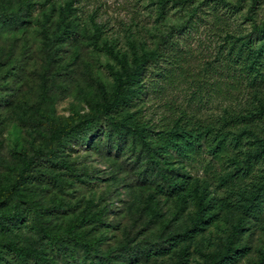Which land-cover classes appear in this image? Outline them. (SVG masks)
Returning a JSON list of instances; mask_svg holds the SVG:
<instances>
[{
    "label": "rangeland",
    "instance_id": "374dc122",
    "mask_svg": "<svg viewBox=\"0 0 264 264\" xmlns=\"http://www.w3.org/2000/svg\"><path fill=\"white\" fill-rule=\"evenodd\" d=\"M68 1L31 0L34 6L27 10L21 6L22 0H0L7 7V15L0 22V187L12 181L23 156L29 157L44 146L49 124L47 115L62 122L77 123L90 112L96 83L102 82L111 88L113 78L109 67L118 68V65L89 44L92 22L103 30L102 41L114 44L118 50L127 52L131 40L154 48L162 35L186 19L194 4H204L199 18L195 17V26L177 42L183 69L177 70L174 82L163 93L150 91L138 106L140 119L149 122L153 129L184 112L215 125L228 112L245 116L264 103V75L253 82L251 75L239 65L230 62L229 68L219 62L228 57L227 47L231 43L226 46L225 40L230 35L228 40L238 45L249 38L253 40V47L261 43L253 24L261 25L264 21V0L255 8L254 20L248 16L250 0H226L228 3L195 0L188 7L170 3L164 18L156 17L157 0H74L69 14L74 26L71 38L60 41L55 36L57 22ZM161 66L167 67L163 63ZM199 73L200 78L207 77L199 89L200 100L193 95L197 91L194 78ZM43 84L49 96L46 100L41 99ZM97 127L96 136H90V142L69 143L56 154L80 177L43 157L36 167L38 176L29 186L37 203L45 207L58 202L65 204L66 212L54 218L52 224L63 225L68 217L77 215L85 207L87 200L95 203V210L110 208L102 220L105 226L91 231V235L101 240L97 252L85 255L83 250L75 248L77 264H83L82 261L95 264L106 253L117 255V249L128 239L145 243L158 236L162 227L160 223H150L146 207L145 199L150 193L158 201L157 208L163 218L170 220L166 231L183 229L195 209L192 202L183 215L175 217V200L157 190L158 172L145 162L132 136L113 133L105 119H100ZM244 128L264 136V117H255L250 126L238 121L231 130L236 135ZM242 140L241 146L230 145L228 152L232 158L241 159L254 149L253 137L245 136ZM207 151L203 150L196 161L184 162V171L190 176V187L198 182L207 189L209 198L219 199L231 189L221 183V178L233 170L232 158L217 161ZM255 164L251 176L244 180V191L261 181L264 163ZM227 200L232 201L230 197ZM1 204L0 213L8 212L4 210L10 204L3 201ZM218 216V220L190 243L186 264H203L202 253L220 247L241 212L228 203ZM25 219L9 231L0 232V238H17L26 244L34 240L37 237L34 215L25 213ZM243 233L241 246L249 247L250 253L237 264H251L264 248V230L254 221H248L243 223ZM48 252L61 262L56 247L49 246ZM5 261L18 264L10 256ZM138 264H174V260L169 255H161Z\"/></svg>",
    "mask_w": 264,
    "mask_h": 264
},
{
    "label": "trees",
    "instance_id": "16d2710c",
    "mask_svg": "<svg viewBox=\"0 0 264 264\" xmlns=\"http://www.w3.org/2000/svg\"><path fill=\"white\" fill-rule=\"evenodd\" d=\"M193 1L195 0H157L156 17L164 18L170 3L188 7ZM217 1L228 3L226 0ZM250 1L248 16L254 20L255 8L260 0ZM73 2L74 0H69L59 13L58 33L55 36L60 41L65 37L71 38L74 26L69 14L73 11ZM202 5L204 4H194L186 19L178 27L162 35L154 48H147L137 40H131L127 52L118 50L114 44L102 41L103 30L92 22L89 44L93 46L94 51L103 53L118 65V68L109 67L113 78L112 86L108 89L104 83H96L90 112L77 123L62 122L47 115L49 124L44 146L39 147L29 157L23 156L12 181L0 187V206L2 201L10 204L4 210L8 212L0 213V232L9 231L14 224L23 223L26 220L25 213H28L34 215L37 233V237L27 244L17 238H0V264H7L5 260L8 256L15 258L18 264H77L75 248L83 250L85 255L97 252L101 240L91 235V231L96 227L105 226L102 220L110 212L108 206L95 210V203L87 200L85 207L77 215L68 217L63 225L52 224L54 218L66 212L65 204L58 202L45 207L33 199L29 186L33 185V179L38 176L36 167L43 157L58 164L73 176L80 177L76 174L77 171L60 157H56V154L61 153L69 143L80 140L90 142V136H96L100 119H105L113 133L132 136L140 146V153L145 162L151 164L158 172L160 181L156 185L157 190L175 200V217L183 215L192 202L195 209L189 214L188 224L183 229L166 231L170 220L163 218L157 208L158 201L154 194L150 193L145 199L146 207L150 212V223H160L162 227L158 236L145 243H135L134 240L128 239L117 249V255H113L114 252L106 253L95 264L146 263L161 255L171 256L174 264H186L190 243L218 220L219 211L228 203L236 206L241 212V217L231 225L219 248L210 253H202L205 260L203 264H237L247 257L250 248L241 246L245 235L243 223L254 221L264 230V170L261 181L250 185L247 191L243 190L242 185L244 180L251 176L255 163H264V136H258L251 128H244L236 135L231 129L238 121H244L250 126L255 117H264V103L258 104L255 110L251 109L245 116H234L228 112L215 125L184 112L181 116L161 123L157 129H153L149 122L139 117L141 108L138 106L144 101L143 97L150 91L163 93L174 82L177 70L183 69V56L180 55L181 50L177 42L180 36H185V33L195 26V17L199 18L198 13ZM21 6L28 10L33 8L34 4L31 0H22ZM6 10V5L0 4V22H3L7 15ZM253 26L261 43L253 47V40L249 38L238 45L236 41L228 40L232 37L230 35L225 40L226 46L231 43L227 47L228 57H223V61L219 62L229 68L232 66L230 62L239 65L240 69L251 75L254 82L264 75V21L261 25L254 23ZM161 63L167 67L164 68ZM205 78V75L200 78V73L194 78L197 91H194L193 95L198 96L199 100V89L207 82ZM41 88V99H48L45 84ZM245 136L254 138V149L244 154L241 159L232 158L228 152L230 145L241 146ZM205 149L217 161L232 158L233 170L221 178V183L231 189L219 199L209 198L207 189L198 182L190 187V176L184 171V162L196 161ZM228 197L232 199L231 202L227 200ZM49 246L60 251L61 262L54 255H50ZM82 263L84 264V261ZM251 264H264V248L258 251L257 258Z\"/></svg>",
    "mask_w": 264,
    "mask_h": 264
}]
</instances>
